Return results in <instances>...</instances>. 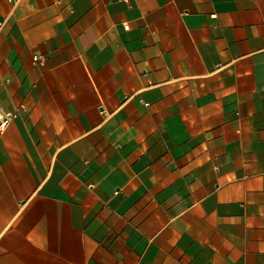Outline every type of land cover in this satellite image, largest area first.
<instances>
[{
    "label": "crops",
    "instance_id": "1",
    "mask_svg": "<svg viewBox=\"0 0 264 264\" xmlns=\"http://www.w3.org/2000/svg\"><path fill=\"white\" fill-rule=\"evenodd\" d=\"M0 264H264V0H0Z\"/></svg>",
    "mask_w": 264,
    "mask_h": 264
},
{
    "label": "built area",
    "instance_id": "2",
    "mask_svg": "<svg viewBox=\"0 0 264 264\" xmlns=\"http://www.w3.org/2000/svg\"><path fill=\"white\" fill-rule=\"evenodd\" d=\"M8 116L7 115H1L0 116V126H4L7 122Z\"/></svg>",
    "mask_w": 264,
    "mask_h": 264
}]
</instances>
